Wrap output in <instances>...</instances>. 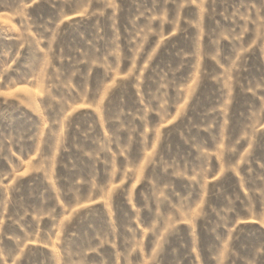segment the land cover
I'll return each mask as SVG.
<instances>
[{
  "label": "rangeland",
  "instance_id": "obj_1",
  "mask_svg": "<svg viewBox=\"0 0 264 264\" xmlns=\"http://www.w3.org/2000/svg\"><path fill=\"white\" fill-rule=\"evenodd\" d=\"M0 264H264V0H0Z\"/></svg>",
  "mask_w": 264,
  "mask_h": 264
}]
</instances>
